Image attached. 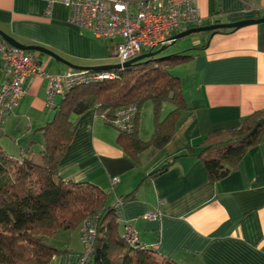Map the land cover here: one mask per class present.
Segmentation results:
<instances>
[{
	"label": "crops",
	"instance_id": "1",
	"mask_svg": "<svg viewBox=\"0 0 264 264\" xmlns=\"http://www.w3.org/2000/svg\"><path fill=\"white\" fill-rule=\"evenodd\" d=\"M197 6L202 25L264 17V0H197ZM69 14L62 0H0V29L75 65H109L111 43L72 25ZM198 34L192 48L181 51L190 55L187 75L180 79L187 108L161 148L150 146L130 157L117 130L91 108L71 115L74 133L57 173L108 192L109 204L118 206L119 232L132 224L141 245L175 264H264V128L222 178L210 179L202 160L212 154L217 131L264 111V22ZM30 53L48 73L76 70L47 54ZM5 80L0 59V85ZM47 83L45 77L25 80V95L0 127L3 150L17 155L31 139L32 148H40L38 129L51 120L60 99L47 105ZM140 121L139 110L138 135L149 140ZM188 149L192 152L173 160ZM150 213L155 217L148 218ZM58 247L63 251L48 264H76L81 248Z\"/></svg>",
	"mask_w": 264,
	"mask_h": 264
},
{
	"label": "trees",
	"instance_id": "2",
	"mask_svg": "<svg viewBox=\"0 0 264 264\" xmlns=\"http://www.w3.org/2000/svg\"><path fill=\"white\" fill-rule=\"evenodd\" d=\"M189 57L184 52L158 54L111 69L113 78L75 86L54 103L53 117L38 129L40 148H32V139L17 155L0 147V264H48L63 251L58 247V232L79 228L90 217L97 218V224L88 264H175L138 241H127L119 232L118 206L109 204L108 192L90 182L61 179L57 166L73 137L71 115L79 116L91 108L112 126L116 109L135 105L131 130L117 131L119 145L132 158L150 146L161 148L174 132L180 111L187 108L180 78L169 67ZM146 101L152 104L154 128L145 141L138 135L137 124ZM165 102L174 107L160 119ZM262 128L264 111H258L244 117L237 127L217 131L212 154L202 156L209 178L225 176ZM190 152L188 149L173 160Z\"/></svg>",
	"mask_w": 264,
	"mask_h": 264
},
{
	"label": "built area",
	"instance_id": "3",
	"mask_svg": "<svg viewBox=\"0 0 264 264\" xmlns=\"http://www.w3.org/2000/svg\"><path fill=\"white\" fill-rule=\"evenodd\" d=\"M70 7L69 22L111 43L119 63L154 50L170 42V37L189 27L200 26L203 19L197 0H62ZM0 59L6 80L0 85V127L4 119L25 95V80L29 76L45 77L47 105L75 86L113 78L110 70H73L48 73L31 53L16 48L0 37ZM136 106L116 109L111 125L117 131H130ZM118 179L112 178V183ZM97 217V216H96ZM148 218H154L150 213ZM96 234L95 217L83 220L80 241L82 251L76 264H88ZM124 238L133 243L135 229L125 225Z\"/></svg>",
	"mask_w": 264,
	"mask_h": 264
},
{
	"label": "rangeland",
	"instance_id": "4",
	"mask_svg": "<svg viewBox=\"0 0 264 264\" xmlns=\"http://www.w3.org/2000/svg\"><path fill=\"white\" fill-rule=\"evenodd\" d=\"M196 35H199V34L198 33L189 34L187 36H184L182 38L177 39L173 44L168 45L166 47V49L159 54V57H164L166 55H173V54L178 53V52L180 53L182 50L192 48V40H193V37ZM159 47L160 46H157L156 48H154V50L159 48ZM39 56L41 57L42 55H39ZM44 57H46V56H44ZM117 63H119L118 57L113 56V55L109 56V64L110 65L117 64ZM184 65H185V61L180 62V63H176V64H174V66L171 65L169 67V71L172 75L178 76L180 79H182L187 75ZM56 99L58 100L59 97H56ZM173 107L174 106L170 102L163 103V105L161 106V109H160L159 118L162 119L164 117V115H166V113L170 109H172ZM140 120H141L140 125L143 127V129H142L143 135L147 134V136L150 137L152 134V131H153V114H152V104L150 101L144 102L142 104V106L140 107ZM148 137H144V138H148ZM0 144L2 147L3 146L5 147L6 146L5 140L0 141ZM108 202H109V200H108ZM120 203L121 202L119 201V203H117V204H120ZM115 205L116 204H114V205L112 204V206H115ZM85 219H87V218H85ZM96 220H97V218H96ZM96 220H95V222L97 224ZM78 233H79L78 227H76L75 229H73L71 231H62V230L59 231L57 234L59 237V244L60 243L62 245L64 243H66V245L69 244L72 249L81 248V250H80V252H81L82 251V244H81V241L79 240ZM80 234H81V225H80ZM79 244H80V246H78Z\"/></svg>",
	"mask_w": 264,
	"mask_h": 264
},
{
	"label": "water",
	"instance_id": "5",
	"mask_svg": "<svg viewBox=\"0 0 264 264\" xmlns=\"http://www.w3.org/2000/svg\"><path fill=\"white\" fill-rule=\"evenodd\" d=\"M260 22H264V17H259V18H254V19H245V20H241V21H237V22H232V23H212V24H208V25H200V26H196V27H189L186 28L184 30H181L175 34H173L170 37V42L168 44L162 45L159 48L155 49V50H151V51H147L144 53H141L131 59H129L128 61H125L124 63H117V64H112V65H104V66H81V65H75L72 64L66 60H64L63 58L59 57L57 54H55L54 52L38 46V45H24L22 43H19L18 41H16L14 38H12L11 36H9L7 33H5L3 30L0 29V37L5 40L7 43H9L10 45L19 48L21 50L24 51H37L40 53H44L47 54L51 57H53L55 60L67 65L68 67H70L71 69H76V70H89V71H95V70H111V69H120V68H124V67H128L129 65L133 64L136 61L145 59V58H151L154 57L155 55L160 54L161 52H163L166 47L170 44H173L177 39L182 38L184 36H187L189 34H193V33H199V32H204V31H212L215 32L219 29H225V28H237V27H241L244 25H248V24H255V23H260Z\"/></svg>",
	"mask_w": 264,
	"mask_h": 264
},
{
	"label": "bare ground",
	"instance_id": "6",
	"mask_svg": "<svg viewBox=\"0 0 264 264\" xmlns=\"http://www.w3.org/2000/svg\"><path fill=\"white\" fill-rule=\"evenodd\" d=\"M26 52H29V51H26ZM30 53V52H29Z\"/></svg>",
	"mask_w": 264,
	"mask_h": 264
}]
</instances>
